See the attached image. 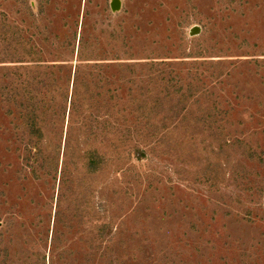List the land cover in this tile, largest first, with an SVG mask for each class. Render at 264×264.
I'll return each mask as SVG.
<instances>
[{
  "label": "rangeland",
  "instance_id": "374dc122",
  "mask_svg": "<svg viewBox=\"0 0 264 264\" xmlns=\"http://www.w3.org/2000/svg\"><path fill=\"white\" fill-rule=\"evenodd\" d=\"M147 59L161 61V112L173 85L197 94L191 142L148 139ZM36 115L34 145L25 123ZM104 123L106 138L127 134L145 156L84 171L81 150L104 149ZM223 139L214 190L206 145ZM0 264H264V0H120L116 11L110 0H0Z\"/></svg>",
  "mask_w": 264,
  "mask_h": 264
},
{
  "label": "trees",
  "instance_id": "16d2710c",
  "mask_svg": "<svg viewBox=\"0 0 264 264\" xmlns=\"http://www.w3.org/2000/svg\"><path fill=\"white\" fill-rule=\"evenodd\" d=\"M143 67L146 71V75L149 76V85L147 88V92L149 93L148 96H145L144 99H142L138 111L142 118L145 119V124L150 126V130L148 131L147 137L151 141L160 140L161 142H166L167 139H172L171 137H167L169 134H176L179 136L182 134V132L187 135L185 141L183 139L182 143L185 144L188 141L191 142L193 139V133L190 130H187L189 126H191L193 123L189 125L190 122H193V120L189 119L187 117V114L185 110H187V107H189V102L191 100H197V94L194 93L191 89H182V86H174V93L176 95V101L169 105V107H166V111L161 112V109L163 106H161V102L158 101L157 93L156 91L153 92L151 83H153V78L151 77V74H153L157 69L156 66L159 64L158 62L161 61H155V60H145L143 61ZM135 64L127 63L126 66H134ZM22 70L26 71L25 74L28 75V68L29 65H22ZM26 66V67H24ZM15 67H12L11 70H14ZM131 69V68H129ZM67 85L71 84V100L69 101V109L68 113L72 112L75 107H77V96L78 94L75 92L78 86V82H71L70 79H67ZM166 88H161V90L158 91V94L163 95V90L166 91V96L164 98L166 99L169 96V88L165 86ZM66 97V95H65ZM206 126L207 130L211 131L212 129H216L217 127H213L212 124L217 123L218 118H216V114L213 111H210L211 107H206ZM215 109L214 106H212V110ZM162 114V116H161ZM37 115L33 118L27 117L26 120V134L28 136L29 142L34 144L39 139L38 137L41 134V128L39 123V118H36ZM109 124V123H108ZM103 127V139L107 140L106 146L104 149L101 147H97L94 145H88L81 150V154L79 155V163L81 167L84 169V171L87 172H95L96 170H110L112 166L117 164L119 160L125 156L126 158L134 157V158H143L145 156V150L138 146V143L133 141L132 137L120 133L119 135H114V137L110 138L107 137V132L110 134L112 130L107 129L106 126ZM109 128V127H108ZM212 136L215 137L213 133H211ZM141 137V144L146 146V138ZM102 139V140H103ZM228 141L224 140L222 142L218 143H207L206 145V184L211 189H218L220 187L221 182L223 181L222 170L224 169V166L228 164V155L225 151V146H228ZM180 145V143L177 144V141L175 142L174 146ZM131 149V150H130ZM119 168V167H117ZM229 174V173H228Z\"/></svg>",
  "mask_w": 264,
  "mask_h": 264
},
{
  "label": "water",
  "instance_id": "95a60500",
  "mask_svg": "<svg viewBox=\"0 0 264 264\" xmlns=\"http://www.w3.org/2000/svg\"><path fill=\"white\" fill-rule=\"evenodd\" d=\"M110 8L112 11H116L120 8V0H110ZM200 31V26L198 25H193L189 28V35H195L199 33Z\"/></svg>",
  "mask_w": 264,
  "mask_h": 264
}]
</instances>
